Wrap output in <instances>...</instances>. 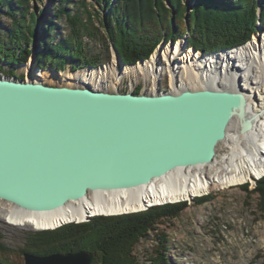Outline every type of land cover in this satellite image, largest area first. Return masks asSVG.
<instances>
[{"label": "water", "instance_id": "obj_1", "mask_svg": "<svg viewBox=\"0 0 264 264\" xmlns=\"http://www.w3.org/2000/svg\"><path fill=\"white\" fill-rule=\"evenodd\" d=\"M111 50L124 65L117 47ZM212 80L194 78L175 91L107 92L0 75V201L48 213L96 191L146 187L176 170L208 166L213 175L235 114L241 133L252 123L244 119V94L211 88ZM23 257L25 264L93 261L87 251Z\"/></svg>", "mask_w": 264, "mask_h": 264}, {"label": "trees", "instance_id": "obj_2", "mask_svg": "<svg viewBox=\"0 0 264 264\" xmlns=\"http://www.w3.org/2000/svg\"><path fill=\"white\" fill-rule=\"evenodd\" d=\"M93 1L98 6L103 5L106 12L100 22L102 29L124 59L131 63L149 56L163 34L175 40L184 34L187 26V0ZM34 3L35 0H0V63L6 62L11 67L23 65L34 54L35 63L40 68L54 67L55 57L67 56L94 66L84 52L81 39L83 34L93 40L100 39L87 24L91 20L88 0H59L60 6L54 9L53 17L56 20L64 17L72 30L68 38L60 39L55 46L49 42L57 35L52 32L55 22L46 20L39 37L38 24L42 13L32 7ZM189 5L190 44L197 48V42L203 45L206 40L208 48L199 49L204 52L241 46L251 40L258 27L264 29V0L261 3L256 0H189ZM71 7L87 12L85 22L78 12L72 14ZM2 16L9 18L10 22L4 23ZM46 34L48 41L43 42ZM38 49L41 53L37 52ZM9 74L17 77L13 68ZM254 193L259 194V209L264 218V178L258 182ZM186 205L167 204L136 214L97 217L56 230L32 231L27 233L25 247L19 250V254L29 252L46 256L87 251L93 256L92 264H141L136 251L142 240L146 241L150 233L158 231L163 221L180 217ZM157 234L159 246L154 252H147L148 259L152 264H171L168 235L161 231ZM11 253L12 250L0 241V264H12Z\"/></svg>", "mask_w": 264, "mask_h": 264}, {"label": "bare ground", "instance_id": "obj_3", "mask_svg": "<svg viewBox=\"0 0 264 264\" xmlns=\"http://www.w3.org/2000/svg\"><path fill=\"white\" fill-rule=\"evenodd\" d=\"M188 44H190L189 34L179 37L177 42L171 39L165 40L156 47V51L154 50L150 54V56L154 54L151 62L149 63L148 56L145 57L146 60L142 59L139 63L145 64L137 65V73L132 75L134 79L143 77L147 82L150 81L154 87L166 89L171 87L175 91L179 85L187 84L194 78L197 80L202 74H207L203 76V80L208 82L210 75L213 78V84L210 83L211 88L241 91L244 94L246 98L244 119L251 120L252 127L248 132L241 133L238 115L235 114L224 141L229 148V153L224 156L220 165L213 168V175L208 171V166L199 167L193 171L176 170L146 187L111 192L96 191L83 200L71 202L62 209L48 213L28 212L15 205L0 201L2 202L0 203V219L15 227L33 228L40 231L49 230L72 222H87L94 216H114L144 211L158 203L162 205L193 201L212 189L248 182L254 183L263 178L264 33H259L253 41L239 48L234 47L208 53L211 60L209 64L203 63L199 57L191 61V54H194L198 49L188 46ZM195 55L198 56L196 53ZM114 56L115 59L110 64L99 68L88 66L90 71H80L79 73L55 74L52 73V70H39L31 62V64L25 65L26 69L24 68L28 78L19 80H32L44 85L71 88L82 87L86 84L107 92H111L110 90L121 91L118 90L119 82L124 78L121 74L124 72L126 75L127 71L124 70L125 62L122 55L124 65H121L116 55ZM252 59L254 60L252 61ZM251 62L252 64H250ZM216 64H218L219 70L209 71V68ZM103 68H108L109 71H104ZM141 74L143 75L141 76ZM163 74L170 75L168 81L165 82L166 87ZM134 90L133 87H129L122 91L133 92Z\"/></svg>", "mask_w": 264, "mask_h": 264}, {"label": "rangeland", "instance_id": "obj_4", "mask_svg": "<svg viewBox=\"0 0 264 264\" xmlns=\"http://www.w3.org/2000/svg\"><path fill=\"white\" fill-rule=\"evenodd\" d=\"M88 2L90 3L89 13L91 15V20H88L87 24L90 28H92V31L97 36H99L100 39L93 40L86 34H83L81 39L84 52H86L89 60L93 61L95 64L93 67L99 68L100 66H105L106 64L112 63L115 59V56L114 54H111L113 52L111 50L112 42L100 24L102 17H105L106 14L105 9L102 8L104 6H98L93 0H88ZM256 2L261 3L262 0H256ZM187 3H189V0H187L186 6ZM59 6V0H35V3L32 5V7L35 8L38 13H42V18L38 24L39 37H41L43 34L42 28L43 25L46 24V20L50 19L54 20L55 22L52 32L58 36L56 35L55 39H49V42L52 46H55L56 42L60 41V39L68 38L72 30V26L66 22L64 17L57 20L53 17L54 9ZM189 7L191 9L190 5ZM71 8L72 14L78 12L82 16L83 20L85 18L87 19L88 15L85 10L76 7ZM1 19L6 24L10 22V19L5 16H2ZM262 32L264 33V29L258 27V30L252 35L251 40H249L247 43L253 41L256 35H259V33L261 34ZM186 34L191 36L190 26H186L184 34H182L180 37H183ZM167 37L171 39L168 34L167 36L166 34H163L159 44H162V42H165V40L168 41ZM178 38L175 39L174 42H177ZM43 40V42L48 41V34L45 35ZM245 44L241 46H244ZM196 45L198 50H196L195 53L198 54V56H196L195 53L191 54V61H194L196 57H199L203 60V63L209 64L211 60L208 53L210 52L199 50L204 47L208 48L206 40H204V46L198 42ZM188 46L192 45L188 44ZM241 46H238L237 48ZM154 50L156 51V48ZM219 50L221 51L227 49L215 48V50L211 52H219ZM37 52L41 53V50L38 49ZM64 55H67L66 50H64ZM153 55L154 54H152V56H148L149 63L151 62ZM144 59L145 58H143V60ZM32 60L34 61L33 64L37 69L44 71L52 70V73L55 74L90 71V69L87 67L91 66L82 62H78V60L67 56L65 58L55 57L54 67L47 66V68H40L35 63V57L34 54H32L28 62L23 65L20 64L11 67L8 63H0V75L12 78L9 73L13 68V71L15 72L18 79H26L28 77L27 74H25L26 72L24 71V68L29 63L31 64ZM253 60L254 59H252V61ZM140 61H142V59L131 63L128 59H124V70L126 69L127 74L124 75V72H122L121 75L124 76V78L119 82L120 87L118 90L122 91L129 89V87H133L135 90L148 91L147 89L153 87V84L150 81L147 82V80L143 77L134 79L132 74H135L136 66L139 64L143 66L145 64L139 63ZM250 64H252V62ZM56 66L60 67L61 69H58ZM244 67L246 68L248 66ZM102 70L109 71L108 68H103ZM142 75L143 74H141V76ZM206 75L207 74H202L201 77ZM169 77V74H163L164 86L167 85L165 82L166 80L168 81ZM106 80L109 82L108 79ZM110 91L112 92L113 90ZM217 153L220 156L226 155L229 153V148L223 144H220L218 146ZM261 179L254 183L248 182L236 186L212 189V191L197 197L194 201L168 203H186L187 207L182 211L180 217L171 221H163L164 224L157 228L158 231L156 230L155 233H150L146 241L144 239L142 240L136 251L141 264H152L148 259L147 252L152 253L159 246L156 235H158L157 232L159 233L160 231L168 235L170 241L168 257L171 264H264V218L259 209V194L254 193L257 184ZM206 198H210L208 199L209 201H200ZM164 205L167 204L161 205L158 203L152 207L154 208ZM145 211H148V209L144 211H138L137 213ZM132 214H136V212ZM72 223L81 224L76 222ZM65 225H62V227ZM60 227L54 229L56 230ZM33 230L35 229L9 225L4 220L0 219V241L7 248L12 250V253L9 256L12 264H25L24 257L23 255L21 256L19 254V250L25 247L26 235Z\"/></svg>", "mask_w": 264, "mask_h": 264}]
</instances>
